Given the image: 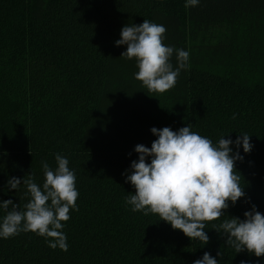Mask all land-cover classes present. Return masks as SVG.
Masks as SVG:
<instances>
[{
    "label": "trees",
    "instance_id": "1",
    "mask_svg": "<svg viewBox=\"0 0 264 264\" xmlns=\"http://www.w3.org/2000/svg\"><path fill=\"white\" fill-rule=\"evenodd\" d=\"M144 19L166 28L165 45L190 53L163 94L134 79L135 59L115 45L123 26ZM188 124L213 143L246 133L253 144L235 164L245 196L205 222L206 245L125 203L134 147L151 146L152 127ZM57 153L79 193L64 222L68 250L21 232L0 239V264H193L204 252L218 264H264L215 230L252 205L264 214V0H0V200L22 208L23 185L5 192L7 179L31 174L42 185L41 162L55 168Z\"/></svg>",
    "mask_w": 264,
    "mask_h": 264
},
{
    "label": "clouds",
    "instance_id": "2",
    "mask_svg": "<svg viewBox=\"0 0 264 264\" xmlns=\"http://www.w3.org/2000/svg\"><path fill=\"white\" fill-rule=\"evenodd\" d=\"M199 3L200 0H185V8L197 7ZM165 32L163 25L144 19L139 25L123 26L120 39L115 41L117 47L127 46L120 57L135 59L138 71L134 79L150 93L163 94L174 88L181 71L189 66L190 53L165 45ZM174 55L175 67L171 62ZM150 132L156 139L150 147L136 145L134 152L138 158L122 173L125 183L135 190L125 198V203L132 212L156 214L173 230L206 245L209 236L205 222L219 219L225 215L229 203L234 206L245 196L235 164L243 161L241 147L244 154L252 150L250 136L241 133L233 140L225 139L227 134L213 143L192 131L189 124L177 131L152 127ZM55 165L51 168L47 161L41 162L42 185L31 174L27 178L7 179L5 192L13 189L18 192L23 185L29 199L22 208L12 199L0 200V212L5 213L0 218V239L32 232L44 237L49 248L68 250L64 222L70 219V210H78L79 193L75 171L69 167L68 159L57 153ZM243 216L244 219L231 217L215 230L222 231L227 237L226 244L236 253L247 251L257 258L264 257V214L252 205ZM193 264H218V259L204 252Z\"/></svg>",
    "mask_w": 264,
    "mask_h": 264
}]
</instances>
